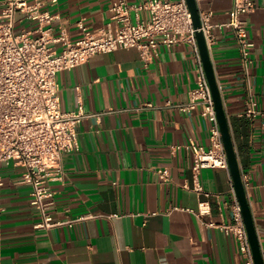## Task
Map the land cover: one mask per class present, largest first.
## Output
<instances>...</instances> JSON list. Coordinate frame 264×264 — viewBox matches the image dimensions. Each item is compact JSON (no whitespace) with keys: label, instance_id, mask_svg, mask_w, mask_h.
<instances>
[{"label":"crops","instance_id":"1","mask_svg":"<svg viewBox=\"0 0 264 264\" xmlns=\"http://www.w3.org/2000/svg\"><path fill=\"white\" fill-rule=\"evenodd\" d=\"M111 1L40 0L39 10L52 16L44 24L49 33L62 29L75 41L83 34L79 21L91 32L110 22ZM253 1L245 15L248 76L230 28L214 29L209 54L264 259V0ZM196 3L220 24L232 0ZM2 8L0 0V14ZM37 25L18 12L14 31L38 35ZM195 66L191 45L179 41L158 45L149 62L135 47L118 48L56 73L60 109L81 107L86 114L76 125L78 150L63 155L64 179L48 184L49 211L59 224L34 226L39 212L30 186L19 181L22 167L0 163V264H245L234 237L217 226L231 220L236 197L228 169L205 168L194 177L185 147L209 146L201 107L182 108L195 86ZM250 97L252 116L245 114ZM172 145L180 147L171 151Z\"/></svg>","mask_w":264,"mask_h":264},{"label":"built area","instance_id":"2","mask_svg":"<svg viewBox=\"0 0 264 264\" xmlns=\"http://www.w3.org/2000/svg\"><path fill=\"white\" fill-rule=\"evenodd\" d=\"M40 5V0L32 3L28 0H3L0 14V163L22 167L19 181L30 186V202L39 212L35 227L49 228L59 224L49 211L53 192L48 184L64 179L63 155L78 150L76 125L86 115L81 107L71 111L60 109L55 75L59 70L85 62L96 53L135 47L140 58L149 62L157 55L158 45L188 42L195 56L196 75L195 86L189 91L182 108L192 110L199 105L200 114L209 123L208 147L191 141L185 145L192 153V174L196 177L205 168L228 169L214 103L195 39L196 29L192 26L185 0H143L136 4L112 0L108 6L110 22L91 32L79 21L83 34L75 41L68 39L62 29L56 35L49 33L44 24L52 16L48 11H40ZM254 7L253 0H232L227 19L220 24L210 22L209 12H199L200 30L208 51L215 41L216 27L231 29L245 76L249 73L252 46L247 37L245 15ZM140 11L147 12L145 20L139 19ZM18 12L37 20L38 35L24 30L14 31ZM54 44L60 45L59 51L54 49ZM247 102L245 114L252 116L256 113L255 102L251 97ZM179 147L172 145L170 149L174 151ZM158 175L162 180L168 178L166 169L158 170ZM193 188L202 191L198 183ZM231 210V220L217 226L234 237L244 263L254 264L236 197ZM203 212L205 202L199 201L198 213Z\"/></svg>","mask_w":264,"mask_h":264},{"label":"water","instance_id":"3","mask_svg":"<svg viewBox=\"0 0 264 264\" xmlns=\"http://www.w3.org/2000/svg\"><path fill=\"white\" fill-rule=\"evenodd\" d=\"M185 1L189 9V12L191 14L192 26L193 28L196 29L195 39L199 51V56L209 84L211 97L214 103V109L221 134L223 148L226 155L227 168L232 180L233 190L236 199L240 206L243 223L247 231L248 240L252 251L253 262L254 264H264V259L260 249L256 228L253 222L246 190L242 180L238 158L232 140V135L230 132L227 116L225 113L223 100L220 94V89L217 83L216 75L214 72L212 61L210 59L208 48L205 44L202 31L200 30V18H199L198 6L196 0H185Z\"/></svg>","mask_w":264,"mask_h":264}]
</instances>
